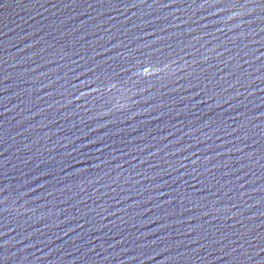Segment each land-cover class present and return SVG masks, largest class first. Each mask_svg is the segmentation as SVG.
Segmentation results:
<instances>
[{
    "label": "water",
    "instance_id": "obj_1",
    "mask_svg": "<svg viewBox=\"0 0 264 264\" xmlns=\"http://www.w3.org/2000/svg\"><path fill=\"white\" fill-rule=\"evenodd\" d=\"M0 264H264V0H0Z\"/></svg>",
    "mask_w": 264,
    "mask_h": 264
}]
</instances>
